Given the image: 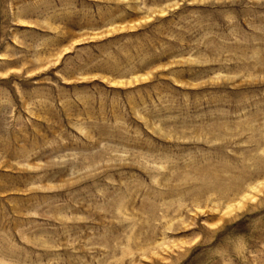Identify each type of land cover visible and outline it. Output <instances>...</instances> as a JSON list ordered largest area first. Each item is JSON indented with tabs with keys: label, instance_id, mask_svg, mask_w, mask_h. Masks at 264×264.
<instances>
[{
	"label": "rangeland",
	"instance_id": "1",
	"mask_svg": "<svg viewBox=\"0 0 264 264\" xmlns=\"http://www.w3.org/2000/svg\"><path fill=\"white\" fill-rule=\"evenodd\" d=\"M0 264H264V0H0Z\"/></svg>",
	"mask_w": 264,
	"mask_h": 264
}]
</instances>
